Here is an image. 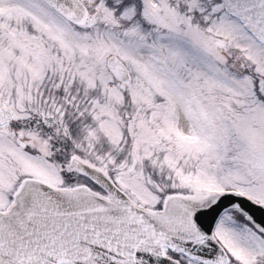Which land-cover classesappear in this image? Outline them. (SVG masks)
<instances>
[{
	"label": "snow or ice",
	"instance_id": "snow-or-ice-1",
	"mask_svg": "<svg viewBox=\"0 0 264 264\" xmlns=\"http://www.w3.org/2000/svg\"><path fill=\"white\" fill-rule=\"evenodd\" d=\"M0 264H264V0H0Z\"/></svg>",
	"mask_w": 264,
	"mask_h": 264
}]
</instances>
